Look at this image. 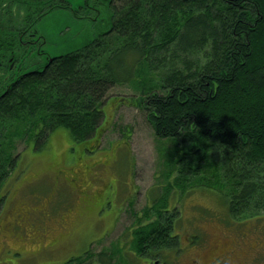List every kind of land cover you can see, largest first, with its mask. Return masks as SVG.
Instances as JSON below:
<instances>
[{
	"label": "trees",
	"instance_id": "trees-1",
	"mask_svg": "<svg viewBox=\"0 0 264 264\" xmlns=\"http://www.w3.org/2000/svg\"><path fill=\"white\" fill-rule=\"evenodd\" d=\"M47 1L37 5L40 15L55 5L68 7L53 0L47 8ZM72 6L74 17L99 18L103 12L110 25L75 49L39 52L45 59L30 62L32 67L16 75L8 58L0 63L5 76L0 84V187L20 156L17 139L28 144L41 137L44 144L63 125L75 139L85 140L99 129L111 88L130 83L139 90L138 104L156 134L189 143V157L199 153L197 167L194 158L176 160L181 190L187 178L180 175L200 172L202 161L210 159L201 150L213 141L221 161L207 162L215 169L209 185L224 194L234 217L263 214L264 0H73ZM20 40L11 31L0 33V54L28 59L30 51L19 50ZM37 44L43 50L44 44ZM157 209L150 215L155 219L139 224L129 241L130 251L138 257L147 253V260L180 244L173 232L179 208ZM120 243L75 259L84 263L94 256L100 264H133Z\"/></svg>",
	"mask_w": 264,
	"mask_h": 264
},
{
	"label": "rangeland",
	"instance_id": "rangeland-1",
	"mask_svg": "<svg viewBox=\"0 0 264 264\" xmlns=\"http://www.w3.org/2000/svg\"><path fill=\"white\" fill-rule=\"evenodd\" d=\"M72 12L51 10L37 21L38 41L48 54L75 49L110 25L103 12L93 19ZM4 79L0 75V84ZM108 93L91 137L77 140L60 125L44 144L41 137L28 144L17 139L21 155L0 187V264H100L94 256L84 263L75 258L110 250L117 240L130 251L139 224L154 220L150 215L157 208L172 212L174 207L179 208L173 231L179 249L162 250L158 264L187 262L201 245L209 257L213 243L229 261L264 259V213L234 217L224 194L209 185L215 169L207 162L220 163V147L206 143L200 154L210 159L202 161L199 173L180 175L187 178L182 192L176 160L194 158L197 167L198 151L189 157V143L156 134L134 85L117 84ZM199 142L196 138L194 145ZM129 257L133 264H146Z\"/></svg>",
	"mask_w": 264,
	"mask_h": 264
},
{
	"label": "flooded vegetation",
	"instance_id": "flooded-vegetation-1",
	"mask_svg": "<svg viewBox=\"0 0 264 264\" xmlns=\"http://www.w3.org/2000/svg\"><path fill=\"white\" fill-rule=\"evenodd\" d=\"M44 1L45 0H0V33L3 35H8L11 31L14 33V36H16L17 34L22 39L19 41L21 43V47H19V50H24L25 47L26 50L30 51V56L28 59L23 58L22 54L17 53L12 54L10 57H8V55L4 53L0 54V63H2L6 58L9 59V67L13 69V75L22 72L23 68L32 67V65L29 64V60L33 61V63H36L38 61H41V59L44 60L46 54H48L46 50H41L40 45L37 44L39 39V32L38 23L36 21L46 15L39 14L37 5ZM60 1L61 4L68 5L67 8L65 7V9L73 10V0ZM47 3V8H50L53 5V0H48ZM60 8L54 7L53 10ZM34 16H37V19H34ZM9 21H11V23H9ZM24 40H26L27 42L25 43ZM39 52H44L46 54H41V57L39 55ZM6 76H8V74ZM198 248L199 251L195 253L196 255L189 259L187 262H183L182 264H241L238 259H230L229 261V259L225 258V256H222L218 243H213L211 245V254L209 255V257L205 256L204 246L201 245V247ZM130 253L135 255L132 251H130ZM139 257L143 259L147 264V253L140 255ZM148 260L152 264H158V260L155 258H148ZM260 261L263 262L264 259L256 257L251 262L253 264L256 262H258V264H262Z\"/></svg>",
	"mask_w": 264,
	"mask_h": 264
}]
</instances>
